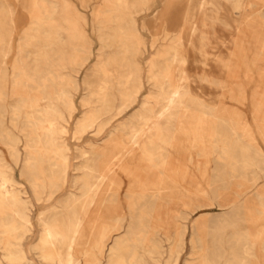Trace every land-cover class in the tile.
<instances>
[{"label":"rangeland","instance_id":"rangeland-1","mask_svg":"<svg viewBox=\"0 0 264 264\" xmlns=\"http://www.w3.org/2000/svg\"><path fill=\"white\" fill-rule=\"evenodd\" d=\"M201 1L202 0L200 1L199 0H188L187 3L189 6L190 14L191 15L195 13L200 14L202 16L201 20H203L202 23L205 24L203 25V31H204L203 40H202L203 54L201 53L202 52L201 51L198 54L197 59H196L195 50L191 46L187 47L186 49L188 48L189 49L185 51L186 53L188 52L187 55L190 58L188 59L187 64L185 63L182 65L181 63H178L175 60L173 62L174 58L172 56V53H166V55L160 59L158 66L152 72L150 71L149 62L151 61L152 57L155 55V53L158 50L168 49L173 44L174 38L180 31V28H181L180 23L186 17V11L185 9H182L179 11L175 10L170 13L169 19L171 18V15H172V20L175 22V24L173 22V25H171L173 27H170L171 29L170 35L167 39H165L164 37L167 32L168 24L163 22L164 20L163 18L165 16L163 12L162 0H146V5H144V7H137V8L132 9L134 20L136 19L135 22H136V26L139 32V36L141 40L144 41L145 43V49L143 47V49L138 54L139 63L141 65L140 76H141L142 84L140 87H138L137 101L131 107L126 109L121 115L116 116L109 123V125L106 127V129L104 130L102 134H99L97 130V126H98L97 125L96 127L90 129L87 133H85L81 139H77L75 138V135H74V126H75L76 121L85 113V108L82 106V101L83 99L88 98V95L91 92L92 88L99 81V76L94 72L93 66L95 62L97 61L99 50L102 47L100 46L102 44L100 40V34L104 31V29L102 28L103 26L101 22L102 19L95 20V14L97 11L101 9L105 11L108 10L107 0H0V14H1L0 15V18H1L0 38L2 37L1 39H3L0 41V47L2 48V49L0 48L1 50L0 52V73H1L0 75V131L3 132L4 131L3 129L5 128L14 129V127L12 126L13 124L12 109H14L15 107L17 108L18 106H20L17 109L21 111L19 112L20 115L17 116V120H16L18 121L17 123L19 125H22L25 121V117H24L25 109L24 108L26 107V104H27L26 100H28V94L26 91V86L28 83H26L27 81H24L25 79L20 74V72L19 73L17 72L16 74L15 65H13V64H16V60L20 55L18 51L20 52L22 51V56L25 61L24 65L28 64L26 65V67H28L27 69H29V71H37L38 73L39 72L47 73V72H51L52 67L50 63L49 64L48 63H42V64L38 63V60H40L39 58L40 51L44 49L45 51L47 50L49 52H52L51 48L52 49L54 48L55 50H60V51L62 50L66 51L69 49V46L67 44V39L70 36H69V33L65 29L63 30L61 29L62 27L61 28L57 27L56 28L57 38L55 37L56 43L53 42L54 44L52 43L49 44V40H51L49 31L53 30L52 28L53 26L51 25L50 26L44 25L40 27L31 26L29 23L31 22L33 18L40 17L41 15H43L44 18H46L48 22H51V24L52 22H54L55 25H58L57 21L55 20H59L60 25L66 26L67 22L65 20V17H69L71 21L70 24H73L80 29V31L84 34L82 35V37L84 36L82 39L88 40L90 42L91 49L93 51V54L84 63L82 61V57L85 55V48L83 47V44H78L79 45L78 48H80V51L77 50V57L74 59L72 63L68 64L63 69V71L71 77L70 85L72 86V89L75 90V94H76L75 105L77 109L70 119V122L68 124V133L66 135L67 141L71 147L70 169H69L67 184H65V186L52 199L36 200L32 193L29 183L27 182L25 178H22L21 172L23 169V165H24L23 160L25 157V151H23L25 150L23 149L24 143L23 142L20 143V148L22 150V158H21L22 160H20L16 164L13 158H10L11 154L8 151V148L6 147L4 142L1 141L0 139V150L2 151L4 157L5 158L7 157L9 159L7 161L14 165V176L18 180L23 181L28 191V195L31 197L34 203V207L32 211V221L34 225L33 231L30 234L26 235L22 240V245L27 252V256L30 260L33 261L34 264H43L44 262L39 257L40 256L39 251L34 249V246L37 243L38 238L40 237V233H41L39 214L43 211L50 210L56 205H58L59 202L64 197H66L70 192H74L75 194L81 193L80 186L85 181L89 180V178L84 174L83 166L86 164L97 163V160H98L97 155L92 151L93 144L102 145L105 142L106 138L110 135V133H112L113 130L116 129V127H121V125L124 122L129 121L134 115L139 114V111L143 109L142 106L146 102L150 101L152 105L156 106L158 99H160L158 95L160 92L159 90L160 83H164V82L168 83V81H176V80L177 81L182 80L181 82H183V79L180 80L181 78L180 69H182V67L186 68V74L188 75V78L186 80L184 79V83L188 85L189 91L193 94V96H196L197 101L195 100V102H191V103L188 102L187 104L183 106L184 108L179 107L178 112H175L172 114L173 117L175 116L174 117L175 119L172 117L171 118L172 120L169 121L168 123L163 120L159 122L160 127L169 136L166 139V143L160 141L159 139L160 131H155L153 137H154V140L157 141L158 148L156 149L153 148L151 152L150 151L146 152L143 158L140 159L139 162L137 161L136 167H135V173L138 177L137 185L139 187V188L137 187V191H139V193L144 196L142 205L143 206L150 205L151 207L153 205V207L151 208V212H152L151 217H145L144 218L145 220H144V219H139L138 217L134 215L133 211L135 210L136 204H134L135 202L133 200H130L128 198V193H127L129 178L126 175V173L122 171L119 172L120 173L119 175L123 180V186L121 188L120 195H119L120 203H121L120 204L121 212L124 215V223H123L124 225H123V229L121 233L122 234L124 233L123 234L124 239H125V242H127L126 245H128L127 250L129 252H132V253H129L126 250L123 255L125 258L127 257L126 259L129 260L130 264H134V263L135 264H145V263L146 264H175V263L176 264H193V263L199 264V261H200V264L201 263L204 264L203 262L205 261L203 260L205 258L210 257V255L212 254L214 256L212 255V257L210 258H212L215 264H236V262L237 264H240L241 262L242 264H264L263 263L264 262V247H263L264 246L263 244L264 243V234H263L264 233V228H263L264 227V218H263L264 217V207H263L264 205L262 202L264 200V167H263L264 161L262 162L255 161L253 164H249L247 166V168L249 169H247L244 167L243 161L241 160V157H240L241 156L240 153H242L243 150H246L249 153V154L247 153L248 158L254 160L255 157L257 158V155L260 154L264 160V140H263L264 139L263 138L264 137L263 135L264 134V130H263L264 129L263 128L264 127V106H263L264 105V98H263L264 97L263 95L264 94L263 92L264 90V36H263L264 35L263 33L264 32V0H249L250 6L245 7V8L237 7L236 3L238 0H208L209 5L207 7V10L211 9L218 13L217 18H215L214 20H212L211 18L204 17L206 15L205 13L198 12V9L200 6L199 4ZM170 3L172 4L173 7H176V8H180V6L182 5V3L179 0H171ZM39 5L42 7H40ZM53 5H56L57 9L56 8L53 9L52 8ZM43 7L45 8L48 7V9L50 8V12L48 14L43 13L44 12ZM63 9H66V11H64ZM209 10L207 11V13L210 12ZM9 13L11 14L9 15ZM52 13H56V14L52 15ZM156 13L157 15H155ZM51 16L52 18H50ZM157 16L159 18H157ZM161 16H162V19H160ZM13 20L15 21V24L13 23ZM2 21H4L5 23L3 22L4 23L3 24ZM145 23H147V27L144 28ZM2 25H4V28L2 27ZM42 27H44V29ZM156 27H158V29ZM157 35L159 36L158 40H156ZM204 36L208 37V39ZM21 39H24V40H21ZM3 41L9 47L5 45ZM23 42L26 44H24ZM154 42H155V45L153 46ZM106 52H109V50L107 49ZM201 54L204 57L201 56ZM16 56L17 58H15ZM201 57H203L204 59ZM222 60L223 62H221ZM225 60H228L229 62L226 61L227 64L226 63L224 64ZM31 61L33 62L32 64H31ZM224 65L225 66L227 65L228 67H225ZM69 67H71V69ZM157 71L159 72L157 73ZM178 71L179 73H177ZM166 72H169L170 76L169 78L164 79L163 75ZM188 79L191 81L187 82ZM162 80L163 82H161ZM4 91L5 93H3ZM22 95L24 96V98ZM25 96H27V98ZM22 103L25 106L22 105ZM212 107H213L214 112H212L213 110H211ZM221 108H226V109H230V110H234L238 112L236 113V116L234 117L236 122L232 124L233 122L232 117H230L228 114H223L220 111ZM260 110L262 111L260 112ZM194 111L197 112V114ZM203 111L207 113L204 114ZM215 111L218 113H216ZM255 112L257 113V115ZM258 114H260V116ZM111 115L112 113H109L108 115H105L104 118L110 117ZM204 115L207 117H209L210 115L211 117L209 118L210 120L207 117H204ZM212 115L214 118L212 117ZM194 116L199 117V119L202 120V122L205 123L206 125L217 128V131H219L220 133L228 134L231 137L230 144L233 146V148L235 149V152H237L236 155L238 154V156L235 157V155H233V158L235 157L234 159L232 157L231 159H228V160L224 159L223 157L224 155L222 154L223 153L222 145L219 144L215 138H214L215 142L213 141V143H211L213 139L212 140L209 139L211 137L204 133L200 136L202 137V139L200 137L198 139L200 146L199 144L197 146L196 140L194 141L193 139L194 137L190 134L189 131L184 132V134L186 135H184V141H183L184 146L182 145V147L183 148L185 147V149L188 147L187 148L188 150L194 151L193 160L191 162L187 160L188 154H186V156L179 155L176 152V148H173L175 146L174 145H172L173 147L171 146V144L174 143L175 141L174 140L171 141L170 139V136L175 137V134L177 135L178 133L179 124L177 123V117H185V118L190 119ZM219 118L222 119L224 122L221 121ZM261 118H262V121H261ZM218 120H220L223 123H221ZM134 122H135L136 127H139V122H137L136 120H134ZM166 124H169V125H166ZM223 124L226 125L225 126L226 128L223 126ZM227 126L230 129L232 128L231 132ZM123 128H124L123 132L127 133L129 129L127 127H123ZM236 130L237 131L241 130V131L238 133ZM259 133H261V137ZM158 141H160L161 143ZM188 141L189 142L191 141V142L189 143ZM210 143L212 145H210ZM170 147L173 149V151ZM165 148L167 149V151ZM194 148L195 150L197 149L196 152ZM84 149L90 150L87 156H84L81 154V151ZM162 151L164 152L166 151L167 153L165 152L166 153L165 154L163 152L164 153L163 154ZM199 151L201 152V154H199L200 153ZM251 152H252V155L254 154L255 157L251 155ZM197 153L200 156L197 155ZM204 155L207 157H205ZM155 156L157 157V159L161 156V158L158 159L159 162ZM139 157H141L140 154L137 156V158ZM154 157L157 161L154 159ZM219 157L220 159H218ZM236 158L238 160H236ZM219 161L220 163H218ZM198 162H199V165H201V167H204V170H205L204 172L205 178L200 177L199 183L201 185V188L204 189L206 193H197L198 196L194 192L193 193H183L182 194V196L184 197L183 201H180L179 203L172 204V205L167 204L168 206L163 205V204L157 205V204H160L158 197L163 196V191L158 189L157 187L155 188V186L151 184V181L156 182L157 184H160L159 183L160 181L169 180V178L171 177L173 178V180H178V178L175 177L176 171H178L181 167H184V168L190 167L192 170H194ZM231 162L232 163L234 162L235 164L231 165L232 164ZM206 164L208 166H206ZM149 165L151 167H154L155 165V167L153 169H148ZM150 166L149 168H151ZM223 169L224 171H222ZM234 169L237 171L236 172L237 174L235 172L233 174ZM159 172L160 173L162 172V174H160ZM141 173L144 175H142ZM157 174H158V177H160L159 181H158ZM82 177L84 180L82 179ZM80 178L82 181L78 180ZM91 179H94V178H91ZM148 184L151 185L150 188H148L149 187ZM251 185H253V187ZM217 190L218 191L220 190V191L218 192ZM236 190L238 191V193H236L237 192ZM178 192L179 190L177 191V195L180 194ZM254 193L256 195L258 194L257 196L259 197L254 195ZM153 194H156L157 196L156 195L153 196ZM190 195L192 196L190 197ZM155 196L157 197V199ZM251 196H253V207L255 206V204H258L259 201L261 200L262 204L261 203L260 204H261V207L263 208H260V209L263 211L257 210V209H254V210L250 209L251 200L250 198H247V197H251ZM216 198L217 199L219 198V199L216 200ZM195 199L197 200V202ZM246 199H248L247 202H245ZM151 201L154 202L155 204L151 203ZM223 203L225 204L223 205ZM242 204H246L247 206L242 205ZM192 205H195V206H192ZM248 205L250 206V208ZM129 206L131 207V209ZM160 206H163V207L166 206V208L164 209L163 207H160ZM158 207H160L161 209ZM155 208H157L159 211ZM170 210L172 212L174 210L172 217L174 219L173 222L175 223H173L172 226L168 225L167 228H164L160 224H157L159 221L157 219V217L159 218L158 215H161V214L163 215L161 216V220H162L164 218V213ZM184 214H186L188 218ZM248 214H251L252 216ZM255 217L257 219H255ZM180 219H182L183 221ZM150 220H151V223H150ZM244 220H246V222ZM261 220L263 221L262 224L259 226H255L256 223L260 224ZM133 222L134 223L136 222V223L133 224ZM152 222L154 224H152ZM177 223L179 225H177ZM214 225L217 227V229L215 228ZM158 226H160L161 228L160 227L158 228ZM221 226L224 228L220 230V228H222ZM133 227L134 228L136 227V231ZM181 228H184V229L180 230ZM139 229H141V231L143 230V232H141ZM151 229L152 230L154 229V230L152 231ZM201 229H203V231ZM155 230H156V233H155ZM166 230L168 231V233ZM137 231L139 232V234ZM149 232L150 234H148ZM143 233L146 235H144ZM174 233L175 234L179 233V235H174ZM147 234L149 236H147ZM130 235L132 237H130ZM137 236H139V238ZM241 236H242V239H241ZM253 236H254V239H252ZM7 238H10V237L7 236ZM136 241L138 242V244L136 243ZM140 241L141 243H145L146 245L143 244L142 246ZM179 241H181L182 243ZM113 242H114V239L112 243ZM249 242L253 243V245H251ZM178 244H180V246H177ZM244 244H246L245 247H244ZM198 246L202 250H200ZM252 247L254 248L255 251L252 250L253 249ZM216 250L218 251V253ZM243 250L245 254L244 252H242ZM176 252H178L179 254ZM2 253L3 252L0 251V255H2ZM170 253L172 254V256ZM111 254L112 253L108 249L105 252H103V254L100 256L101 264H108L113 259L115 260L117 256L113 254L111 255ZM150 255L152 257L154 255V257L152 258L150 257ZM246 255L249 257L246 258L247 257ZM129 256L130 258H128ZM193 256H194V259H193ZM139 258L141 260H138ZM247 260L250 262H248ZM218 261L220 262L218 263Z\"/></svg>","mask_w":264,"mask_h":264},{"label":"bare ground","instance_id":"bare-ground-1","mask_svg":"<svg viewBox=\"0 0 264 264\" xmlns=\"http://www.w3.org/2000/svg\"><path fill=\"white\" fill-rule=\"evenodd\" d=\"M179 1L182 3V5L180 6V8H176V7H173L172 4L170 3L171 0H162L163 12H164V16H165L163 18L164 19L163 22L168 24L166 35L164 34L165 39H167L169 37L170 31H171L170 27H173L171 25H173V22H174L172 20V15H171V18L169 19L170 13L175 11V10L179 11V10L185 9L186 17L180 23L181 28H180V31L178 32V34L176 35V37L174 38L173 44L168 49L158 50L155 53V55L152 57L151 61L149 62L151 72L154 71V69L158 66L160 59L163 56H165L166 53H172V56L174 58L173 62L175 60L176 62L181 63L183 65L185 63L187 64V61L190 58L187 55L188 52L186 53V51H185V50L189 49V48L186 49L187 47L191 46L195 50V58L196 59H197L198 54L202 51V45H203L202 40H203V32H204L203 31V25H205L202 23L203 22V20H201L202 16L198 13H195L192 15L190 14L189 6L187 3L188 0H179ZM249 2H250L249 0H238L236 5L238 8H242V7L245 8V7L250 6ZM107 3H108L107 4L108 10L105 11V10L101 9V10L97 11L95 14V20H101L102 19L101 20L102 25H103L102 28L104 29V31L100 34V40L102 42V44L100 46H102V47L99 50L97 61L95 62L94 66H93L94 72L99 76V81L92 88L91 92L88 95V98L83 99V101H82V106L85 108V113L76 121L75 126H74V135H75V138H77V139H81L85 133H87L90 129L96 127L97 125H98L97 130H98L99 134H102L104 132V130L106 129V127L109 125V123L116 116L121 115L126 109L131 107L137 101L138 87H140L142 84V82H141L142 80H141V76H140L141 65L139 63L138 54L143 49V47L145 49V43H144V41L141 40V38L139 36V32H138L136 22H135L136 19L134 20L132 9L137 8V7H144V5H146V0H107ZM199 5L200 6L198 9V12L205 13L206 14L205 16L202 14L204 17L211 18L212 20L217 18V15H218L217 12H215L211 9L210 10L208 9L210 12L207 13V11H208L207 7L209 5L208 0H202ZM40 7H42V6H40ZM52 8L55 9L56 5H53ZM63 10L66 11V9H63ZM43 11H44L43 13L48 14L50 12V8L48 9V7H46V8L43 7ZM8 12H10V11H8ZM11 13H9V15ZM47 14H45V15H47ZM54 14H56V13H52V15H54ZM136 14H138V13H136ZM259 14H260V12H259ZM155 15H157V13ZM30 16H32V15H30ZM50 18H52V16ZM157 18H159V17L157 16ZM252 18H254V17H252ZM31 19H32V17H31ZM160 19H162V16L160 17ZM0 20H1V18H0ZM65 20L67 22L66 26L60 25L59 20H55V21H57L58 25H55L54 22H52V24H51V22H48L46 20V18H44L43 15H41L40 17L33 18L31 20V22L29 20V22H30L29 24L31 26H37V27L44 26V25L53 26L52 27L53 30L49 31L50 39H51V40H49V44H51V43L54 44L53 42H55V40L57 38V29H56L57 27H59V28L62 27L61 29H63V30L65 29L69 33V36H70L67 39V44L69 46V49L66 51L65 50L60 51V50H55L54 48L53 49L51 48L52 52H49L47 50L45 51L44 49H42L39 53L40 60H38V63L39 64H42V63H48L49 64L50 63L51 67H52L51 72H47V73L41 72L42 74L40 72L38 73L37 71H29V69H27L28 67H26V65H28V64L24 65L25 61H24V58L22 56V51L21 52L18 51L20 55L18 58H17V56L15 57V58H17V60L15 59L16 64H13V65H15L16 74H17V72L18 73L20 72V74L25 79L24 81H27L26 83H28L26 86V91L28 94V100H26L27 104H26V107L24 108L25 109L24 110L25 121L22 120V121H24V123L22 125H19L17 123L18 122V121H16L17 116L20 115L19 112H21V111L17 109L20 106H18L17 108L15 107L14 109H12V112H13V114H12L13 115L12 116V122H13L12 126L14 127V129L5 128V129H3L4 130L3 132L0 131V139H1V141L4 142V144L8 148V151L11 154L10 158H13V160L15 161L16 164L20 160H22L21 159L22 158V150L20 148V143L21 142L24 143L23 149H25V150H23V151H25V157L23 160L24 165H23L21 175H22V178H25L27 180V182L29 183L31 190H32V193H33L36 200H50V199H52L65 186V184H67L68 174H69V169H70L71 147L67 141L66 135L68 133V124L70 122L72 115L75 113L77 107L75 105V96H76L75 90L72 89V86L70 85V78L71 77L67 73H65L63 71V69L68 64L72 63L74 61V59L77 57V50L80 51V48H78L79 47L78 44H83V47L85 48V55L82 57V61L84 63L93 54L90 42L88 40L82 39L84 37V36L82 37V35H84V34L80 31V29L77 26L70 24L71 21H70L69 17H65ZM3 22L4 21H2V23ZM6 22H7V20H6ZM13 23L15 24L14 20H13ZM11 24H12V22H11ZM174 24H175V22H174ZM2 27L4 28V25H2ZM145 27H147V23L144 24V28ZM0 28H1V26H0ZM42 28L44 29V27H42ZM156 28L158 29V27H156ZM157 31H159V30H157ZM204 37H206V36H204ZM1 38H0V41L3 40ZM206 38L208 39V37H206ZM27 39H29V38H27ZM158 39H159V36L157 35L156 40H158ZM218 39H220V38H218ZM21 40H24V39H21ZM155 42L153 43V46L155 45ZM24 44H26V43H24ZM5 45H7V44L5 43ZM44 46H46V45H44ZM107 49L109 50V52H106ZM0 52H1V50H0ZM201 53L203 54V51ZM202 54H201V56H203ZM203 57H201V58H203ZM34 61H35V59H34ZM194 61H196V60H194ZM197 61H199V60H197ZM226 61L229 62L230 59H229V61L225 60L224 64L226 63ZM221 62H223V60ZM14 63H15V61H14ZM32 63L33 62L31 61V64ZM78 63H80V62H78ZM36 65H37V63H36ZM225 67H228V66L226 65ZM69 68L71 69V67H69ZM229 68H230V66H229ZM180 70H181L180 80L183 79V82H181L182 80L181 81L176 80L177 82L176 81H168V83L164 82V83H160V85L158 84L159 90H160L158 95H159L160 99H158L156 106L152 105L150 101L146 102L142 106L143 109H141L139 111V114L134 115L129 121L124 122L121 125V127H116V129H114L113 132L110 133V135L106 138L105 142L102 145L93 144L92 151L97 155L98 160H97V163L86 164L83 166L84 174L89 178V180L85 181L80 186L81 187V193L75 194L74 192H70L66 197H64L59 202L58 205H56L55 207H53L50 210L43 211L39 214L41 233H40V237L38 238L37 243L34 246V249L39 251V253H40L39 257L45 262L44 263L42 261L43 264H101L100 256L107 249L113 255L117 256L115 260L112 258L113 260L110 261L108 264H130L129 260L126 259L127 257L125 258L123 255L124 252L128 249V245H126L127 242H125L124 235H123L124 233L123 234L121 233V231L123 229V225H124L123 224L124 223V215L121 212V207H120L121 203H120L119 195H120L121 188L123 186V180L120 177L119 172L122 171V172L126 173V175L129 178L127 193H128V198L130 200H133L135 202L134 204H136L135 210L133 209L134 215L136 217H138L139 219H144L145 217H151V213H152L151 208L153 207V205H152V207L150 205H146V206L142 205L143 200H144V196L142 194H140L139 191H137L138 177L135 173V167H136L137 161L139 162V160L143 158V156L146 152H148V151L151 152V150L153 148H155V149L158 148L157 141H155L154 137H153L155 131H160V138L159 139H160V141L166 143V139L169 136L160 127L159 122L161 120H163V121L168 123L169 121L172 120L171 119L173 117L172 114L175 112H178L179 107H183L188 102L191 103V102H195V100H196V96H193V94L189 91L188 85L186 83H184V79L186 80L188 78V75L186 74V68L182 67V69H180ZM158 72L159 71H157V73ZM71 73H72V71H71ZM170 73H171V71H170ZM170 73L166 72L163 75V78L164 79L169 78ZM177 73H179V71ZM0 75H1V73H0ZM160 76H161V74H160ZM205 79H206V77H205ZM188 81H191V80L188 79L187 82ZM161 82H163V80ZM15 84H16V82H15ZM213 84H215V83H213ZM196 91H194V92H196ZM263 92H264V90H263ZM3 93H5V91ZM27 94H25V95H27ZM25 97L27 98V96H25ZM23 98H24V96H23ZM17 101H18V99H17ZM258 102H260V101H258ZM23 103H22V105H24ZM198 104H199V102H198ZM258 105H259V103H258ZM208 106H209V104H208ZM261 106H262V104H261ZM215 107H217V106H215ZM28 108H30V109H28ZM189 110H190V108H189ZM211 110H213V107ZM22 111H23V109H22ZM220 111L223 114H228L230 117H232V119H233L232 124L234 122H236L234 117L236 116V113H238V112H236L234 110L226 109V108H221ZM261 111L262 110H260V112ZM144 112H145V114H144ZM212 112H214V110ZM109 113H112V115L110 117L104 118V116L108 115ZM195 113L197 114V112H195ZM203 113L205 114L207 112L203 111ZM216 113H218V112H216ZM175 115H177V114H175ZM186 115H188V114H186ZM256 115H257V113H256ZM258 115L260 116V114H258ZM197 116H199V115H197ZM197 116H194L190 119L185 118V117H177V123L179 124L178 133H177V135L175 134V137L170 136L171 141H173V140L175 141L174 143L171 144V146L172 145L175 146V147H173V146L172 147L176 148V152L179 155H185L186 156V154H188L187 160L189 162H191L193 160L194 151L188 150L187 149L188 147L186 149H185V147L184 148L182 147L183 141H184V135H186V134H184V132L189 131L190 134L194 137L193 138L194 141L196 140L197 146H198V144L200 146L198 139L204 133V134L209 135L211 137V138H209V136H208L209 139H211V140L213 139L211 143H213V141L215 142V140H214V138H215L217 140V142L222 145V148H223L222 154L224 155L223 156L224 159H227V160L231 159V157L233 158V155H235V157H237L238 156V154L236 155L237 152H235V149L230 144L231 143V137L228 134L220 133L219 131H217V128H215V127L206 125ZM239 116H241V115H239ZM204 117H207V116L204 115ZM212 117H213V115H212ZM22 118H23V116H22ZM207 118L208 119L211 118L210 115ZM262 118H261V121H262ZM18 119H20V118H18ZM134 120L139 122V127H136ZM220 120L223 121L222 119H220ZM220 120H218V121H220ZM189 121H191V122H189ZM211 121H212V119H211ZM223 122H221V123H223ZM166 125H169V124H166ZM223 126L225 127L226 125L223 124ZM123 127H127L129 129L127 133L123 132V130H124ZM231 129H230V132L232 131ZM240 131H237V132L239 133ZM233 132H234V130H233ZM187 134H189V133H187ZM259 134L261 137V133H259ZM185 137H187V136H185ZM235 137H237V136H235ZM200 138L202 139V137H200ZM241 139H243V138H241ZM189 140H190V138H189ZM160 141H158V142H160ZM250 141H251V139H250ZM206 143H208V142H206ZM211 143H210V145H212ZM185 144H186V142H185ZM192 145H194V144H192ZM218 147H219V145H218ZM253 147H255V146H253ZM194 150H195V148H194ZM196 150H195V152H196ZM200 150H201V148H200ZM251 150H252V148H251ZM166 151H167V149H166ZM172 151H173V149H172ZM174 151H175V149H174ZM89 152H90V150L84 149L81 151V154L84 156H87V154ZM163 152L164 151H162V153ZM252 152H254V151H252ZM252 152H251V155H252ZM202 153H203V151H202ZM247 153L248 152L246 150H243L242 153H240V155H241L240 157H241V160L243 161L245 168H247V166L249 164H253L255 161H261V162L264 161L260 154L257 155V158L253 154L252 156L255 157V159L253 160V159H250L247 157ZM139 154L141 155V157L137 158V156ZM199 154H201V152ZM199 154L197 153V155H199ZM220 156H221V154H220ZM155 157H154V159H155ZM205 157H207V156H205ZM6 158L4 157L2 151L0 150V251L3 252L2 255H0V264H34L33 261L28 258L27 252L22 245L23 238L33 231L34 225H33V221H32V211H33L34 203H33V200L31 199V197L28 195V191H27L26 186L23 183V181L18 180L14 176V165L11 164L10 162H8L7 160H9V159L8 158L6 159ZM159 158H161V156ZM196 158H198V157H196ZM156 159H157V157H156ZM218 159H220V157ZM236 160H238V159L236 158ZM205 161H207V160H205ZM158 162H159V160H158ZM218 163H220V161ZM239 163H240V161H239ZM207 164H206V166H208ZM233 164H235V163L233 162L231 165H233ZM155 165H154V167H155ZM149 166H148V169L154 168L151 166H150L151 168H149ZM239 166H241V165H239ZM234 167H235V165H234ZM236 167H238V166H236ZM218 168H217V170H218ZM247 169H249V168H247ZM227 170H228V168H227ZM222 171H224V169ZM204 172H205L204 167H201V165H199V162H198V164L195 166L194 170H192L190 167H185V168L181 167L178 171H176L175 177H177L178 180H173V178L171 177V178H169V180L160 181L159 182L160 184H157L156 182L151 181V184L154 185L155 188L157 187L158 189L163 191V196L158 197V200L160 201V202L159 201L158 202L160 204H157V205H162V204L163 205H167V204L172 205V204L179 203L180 201H183V198H184L182 196L183 193H193L194 192L196 195H197V193H206V191L201 188V185L199 183V178L204 177V175H205ZM234 172L236 173L237 171L234 169L233 174H234ZM158 174H157V177H158ZM160 174H162V172ZM142 175H144V174H142ZM157 177H156V179H157ZM91 178H94V179H91ZM159 178L160 177H158V181H159ZM82 179H83V177H82ZM78 180H81V178ZM78 180H77V182H78ZM161 180H162V178H161ZM216 180H217V178H216ZM211 183H213V182H211ZM148 185H149L148 188H150L151 185L150 184H148ZM218 186H220V185H218ZM251 186L253 187V185H251ZM176 188L179 190L178 193H180L178 195H177L178 190ZM213 188H214V186H213ZM244 191H246V190H244ZM222 193H224V192H222ZM236 193H238V191ZM239 193H240V191H239ZM154 195H156V194H153V196ZM191 196L192 195H190V197ZM125 197H126V195H125ZM149 199H148V201H149ZM156 199H157V197H156ZM218 199L216 198V200H218ZM247 200L248 199H246L245 202H247ZM220 201H221V199H220ZM155 202H156V200H155ZM196 202H197V200H196ZM127 203H128V201H127ZM151 203H154V202L151 201ZM151 203H149V204H151ZM224 204L225 203H223V205ZM261 204H262V202H261ZM207 205H209V204H207ZM242 205L247 206L246 204H242ZM192 206H195V205H192ZM160 207H163V206H160ZM160 207H158V208H160ZM263 207H261V208H263ZM163 208L165 209L166 206H164ZM249 208H250V206H249ZM130 209H131V207H130ZM155 209H157V208H155ZM153 210H154V208H153ZM242 210H244V209H242ZM261 211H263V210H261ZM173 212H174V210H173ZM173 212L170 210V211L164 213V218L162 220H161V216H163V215L162 214L158 215L159 218L157 217V219L159 221L156 220V221H158L157 224H160L164 228H167L168 225L172 226L173 223H175V222H173L174 219L172 217ZM190 212H191V210H190ZM256 212H258V211H256ZM184 215H186V214H184ZM248 215H251V214H248ZM186 217H187V215H186ZM255 219H257V218L255 217ZM180 220H182V219H180ZM244 221L246 222V220H244ZM261 222H262V220H261ZM135 223L133 222V224H135ZM150 223H151V220H150ZM254 223H252V224H254ZM152 224H154V223L152 222ZM177 225H179V224L177 223ZM159 227L160 226H158V228ZM215 228L217 229L216 226H215ZM223 228L224 227L220 228V230ZM129 229H131V228H129ZM134 229L136 231V227ZM182 229H184V228H181L180 230H182ZM139 230L141 231V229H139ZM201 230L203 231V229H201ZM128 231H130V230H128ZM166 231H164V232H166ZM141 232H143V230ZM220 232H222V231H220ZM155 233H156V230H155ZM167 233H168V231H167ZM138 234H139V232H138ZM148 234H150V232ZM148 234H147V236H149ZM162 234H163V232H162ZM144 235H146V234H144ZM174 235H179V233L178 234L174 233ZM203 235H204V233H203ZM260 235H261V233H260ZM7 236H9L10 238H7ZM139 236H137V237L139 238ZM130 237H132V236L130 235ZM130 237H129V239H130ZM198 237H200V236H198ZM165 238H167V237H165ZM207 238H208V236H207ZM113 239H114V242L112 243ZM134 239H135V237H134ZM216 239H218V238H216ZM241 239H242V236H241ZM252 239H254V236ZM149 241H147V242H149ZM179 242H181V241H179ZM136 243L138 244L137 241H136ZM140 243H141V241H140ZM149 243H151V242H149ZM197 243H199V242H197ZM141 244H142V246H143V244L146 245L145 243H141ZM250 244L253 245V243H250ZM242 245H243V243H242ZM177 246H180V244H178ZM245 246H246V244H244V247ZM160 248H162V247H160ZM216 248H218V247H216ZM248 248H249V246H248ZM135 249H133V250H135ZM179 249H180V247H179ZM194 249H192V250H194ZM199 249H200V247H199ZM200 250H202V249H200ZM252 250H254V248ZM148 251H149V249H148ZM242 252H244V250ZM129 253H132V252H129ZM176 253H178V252H176ZM209 253H210V251H209ZM217 253H218V251H217ZM251 253H253V252H251ZM221 254H220V256H221ZM244 254H245V252H244ZM154 255H153V257H154ZM212 255H210V257H212ZM171 256H172V254H171ZM194 256H193V259H194ZM216 256H217V254H216ZM150 257H152V256L150 255ZM210 257L205 258L203 260L205 262H203V263L204 264L205 263L206 264H215V262ZM248 257L249 256H247L246 258H248ZM128 258H130V256ZM138 260H141V259L139 258ZM219 262L220 261H218V263ZM248 262H250V261H248ZM199 264H200V261H199ZM236 264H237V262H236ZM240 264H242V262Z\"/></svg>","mask_w":264,"mask_h":264},{"label":"crops","instance_id":"crops-1","mask_svg":"<svg viewBox=\"0 0 264 264\" xmlns=\"http://www.w3.org/2000/svg\"><path fill=\"white\" fill-rule=\"evenodd\" d=\"M254 195H256L255 193H254ZM257 196V195H256ZM258 197V196H257ZM247 198H250V200H251V209H257V210H261L260 208H261V200L259 201V203L258 204H255V206L253 207V196H251V197H247ZM263 199V198H262ZM263 202V205H264V200L262 201ZM263 222V221H262ZM262 222H260V224L262 223ZM260 224H257V225H255V226H258V225H260Z\"/></svg>","mask_w":264,"mask_h":264}]
</instances>
